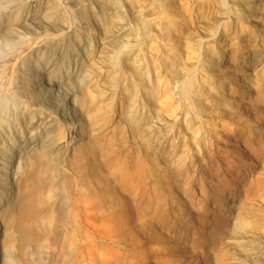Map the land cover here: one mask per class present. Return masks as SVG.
<instances>
[{
  "label": "bare ground",
  "instance_id": "bare-ground-1",
  "mask_svg": "<svg viewBox=\"0 0 264 264\" xmlns=\"http://www.w3.org/2000/svg\"><path fill=\"white\" fill-rule=\"evenodd\" d=\"M102 2L0 0V202L8 167L26 144L16 135L24 119L40 134L57 135L58 148L76 144L103 131L132 93L134 109L147 100L173 143V160L188 159L185 175L190 167L202 174L231 152L220 146L222 130L250 135L253 122L264 123V91L248 97L254 85L264 88V0ZM227 53L260 67L256 81L243 66L225 67ZM219 147L223 152L210 153ZM31 209L27 203L25 213ZM1 259L7 264L4 251Z\"/></svg>",
  "mask_w": 264,
  "mask_h": 264
},
{
  "label": "rangeland",
  "instance_id": "rangeland-1",
  "mask_svg": "<svg viewBox=\"0 0 264 264\" xmlns=\"http://www.w3.org/2000/svg\"><path fill=\"white\" fill-rule=\"evenodd\" d=\"M223 63L247 68L256 81L260 67L239 64L230 53ZM255 87L249 100L264 91ZM130 98L103 131L59 148L57 135L23 120L16 135L26 144L8 167L0 202L7 264H264V123L253 122L250 135L215 127L231 152L204 173L190 167L185 175L188 159L173 160V143L144 107L147 100L134 109ZM245 116L253 121L249 110ZM27 203L33 209L25 213Z\"/></svg>",
  "mask_w": 264,
  "mask_h": 264
}]
</instances>
